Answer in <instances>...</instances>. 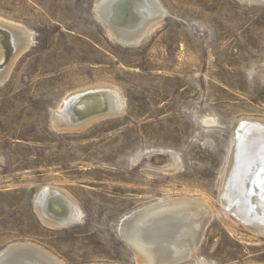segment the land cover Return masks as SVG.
Wrapping results in <instances>:
<instances>
[{"label": "rangeland", "instance_id": "obj_1", "mask_svg": "<svg viewBox=\"0 0 264 264\" xmlns=\"http://www.w3.org/2000/svg\"><path fill=\"white\" fill-rule=\"evenodd\" d=\"M99 1L0 0V18L34 38L0 86V252L30 242L66 264H140L118 235L121 218L200 198L215 209L201 260L264 264V236L220 201L236 127L264 120V0H159L167 16L138 47L111 37ZM99 85L121 90L124 113L56 129L63 99ZM45 187L73 196L82 222L46 226L35 206Z\"/></svg>", "mask_w": 264, "mask_h": 264}, {"label": "bare ground", "instance_id": "obj_2", "mask_svg": "<svg viewBox=\"0 0 264 264\" xmlns=\"http://www.w3.org/2000/svg\"><path fill=\"white\" fill-rule=\"evenodd\" d=\"M122 3L125 7L120 9ZM94 7L111 37L124 47L142 45L167 16L159 0H100ZM1 32L10 40L4 42L5 34H0V65L10 50L13 53L9 64L0 68V86L8 80L16 62L27 57L34 43L31 31L2 18ZM53 67L54 63L48 62L47 70L42 68L41 72H50ZM125 102L121 90L114 86L80 89L63 99L54 113L53 123L59 131L83 130L98 120L124 113ZM170 160L167 168H177V158L172 155ZM262 180L264 120L249 118L235 129L220 201L233 218L258 236H264V187H258ZM35 203L41 220L50 228H67L83 220L79 202L64 190L45 187ZM213 214L215 209L203 199H168L130 211L119 221L118 235L137 253L140 264H208L201 260L198 250ZM0 264L66 263L36 244L17 242L0 252Z\"/></svg>", "mask_w": 264, "mask_h": 264}, {"label": "water", "instance_id": "obj_3", "mask_svg": "<svg viewBox=\"0 0 264 264\" xmlns=\"http://www.w3.org/2000/svg\"><path fill=\"white\" fill-rule=\"evenodd\" d=\"M123 7H125V4H124V3H122V4L120 5V9H122ZM115 8H116V7H115ZM121 11H122V10H121ZM120 14H122V12H120ZM121 16H122V15H121ZM0 34H5V33H4V32H1ZM7 36H8V35L5 34L4 39H3V41L6 42V43L10 40V37H9V36H8V39L6 38ZM8 47H10V46H8ZM12 53H13V49L10 50V51L8 52V54H7V55H8V58L6 57L4 63H3L2 65H0V68L4 67V66L7 64L8 59H10Z\"/></svg>", "mask_w": 264, "mask_h": 264}, {"label": "snow or ice", "instance_id": "obj_4", "mask_svg": "<svg viewBox=\"0 0 264 264\" xmlns=\"http://www.w3.org/2000/svg\"><path fill=\"white\" fill-rule=\"evenodd\" d=\"M258 187H264V180L261 181V183L258 185Z\"/></svg>", "mask_w": 264, "mask_h": 264}]
</instances>
